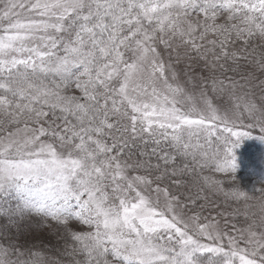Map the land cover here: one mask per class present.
I'll list each match as a JSON object with an SVG mask.
<instances>
[{
  "label": "snow or ice",
  "instance_id": "snow-or-ice-1",
  "mask_svg": "<svg viewBox=\"0 0 264 264\" xmlns=\"http://www.w3.org/2000/svg\"><path fill=\"white\" fill-rule=\"evenodd\" d=\"M0 264H264V0H0Z\"/></svg>",
  "mask_w": 264,
  "mask_h": 264
}]
</instances>
